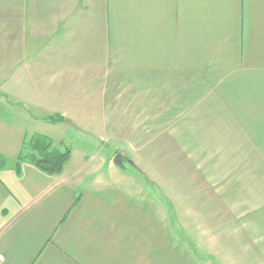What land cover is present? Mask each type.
<instances>
[{
	"label": "crops",
	"instance_id": "crops-1",
	"mask_svg": "<svg viewBox=\"0 0 264 264\" xmlns=\"http://www.w3.org/2000/svg\"><path fill=\"white\" fill-rule=\"evenodd\" d=\"M45 129L97 152L17 165ZM0 157V264H264V0H0Z\"/></svg>",
	"mask_w": 264,
	"mask_h": 264
},
{
	"label": "rangeland",
	"instance_id": "rangeland-1",
	"mask_svg": "<svg viewBox=\"0 0 264 264\" xmlns=\"http://www.w3.org/2000/svg\"><path fill=\"white\" fill-rule=\"evenodd\" d=\"M40 132L43 135L50 138L52 141L53 140L56 141L57 138H60L62 136V134H60L59 132H57L53 129H45L44 131L40 130ZM78 133L79 132H77V130H71V132H66L63 135V139L66 141V143H68V147L70 148L73 156L77 158V157L84 156V154L91 155V154L96 153L97 152L96 149L90 148L88 146V143L92 140V137L91 136H81ZM54 145H55V143H54ZM155 152H157V151H155V150H151V151H149V150H141V151L137 150V151H133L134 155H131V154H126L125 151H117V153H119V154L121 153L125 157L131 158L132 162L134 161L135 166H133V168H140L139 161H141V159H142L141 158L142 154H147V157L149 156V159H151V163H153V166H154V164H155ZM157 153H159L160 155L163 154V159L159 158V160H158V162L160 164L161 163L163 164V165H159L160 170H163V173L167 176H171V175H173V173H176L178 175L182 174L183 177H182V180L180 183H181V185L184 184L183 188L187 189L188 183L186 181H187L188 174L190 173V170L188 167L189 165H187V162H186L187 160L185 159L184 160L185 162H183L182 160L173 157L172 156L173 151H171L170 149L167 150L166 148L163 151H159ZM104 154L106 156L108 155L111 157L112 152L106 150V153H104ZM71 156L72 155H70V159H72ZM176 162H180L181 164L175 165ZM128 164L126 163L123 165V163H120V166H122V168H123V171H121V173L125 174V176L134 174V170H132V168L129 167ZM142 167L144 168V170L146 169V171L149 173L155 172V167H151V168H147L144 166H142ZM176 229L178 231H181L180 228H176ZM184 234L185 235H183L182 237H187V231L186 230H185ZM244 238H245V236H244ZM245 241H247V238H245Z\"/></svg>",
	"mask_w": 264,
	"mask_h": 264
},
{
	"label": "trees",
	"instance_id": "trees-1",
	"mask_svg": "<svg viewBox=\"0 0 264 264\" xmlns=\"http://www.w3.org/2000/svg\"><path fill=\"white\" fill-rule=\"evenodd\" d=\"M46 121L56 124L62 122L63 118L51 117ZM70 155L69 147L62 144L59 147L55 146L53 141L45 135H25L16 163L17 165L27 163L46 175L55 176L61 174ZM6 164V159L0 157V169Z\"/></svg>",
	"mask_w": 264,
	"mask_h": 264
},
{
	"label": "water",
	"instance_id": "water-1",
	"mask_svg": "<svg viewBox=\"0 0 264 264\" xmlns=\"http://www.w3.org/2000/svg\"><path fill=\"white\" fill-rule=\"evenodd\" d=\"M64 122L66 124H68L69 126H72L69 120L65 119ZM73 127L75 128V126H73ZM120 158H121L120 154H117L113 160V163L117 166L120 165Z\"/></svg>",
	"mask_w": 264,
	"mask_h": 264
}]
</instances>
